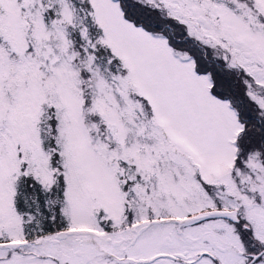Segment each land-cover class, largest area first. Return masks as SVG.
<instances>
[{
  "label": "snow or ice",
  "instance_id": "obj_1",
  "mask_svg": "<svg viewBox=\"0 0 264 264\" xmlns=\"http://www.w3.org/2000/svg\"><path fill=\"white\" fill-rule=\"evenodd\" d=\"M0 264H264V0H0Z\"/></svg>",
  "mask_w": 264,
  "mask_h": 264
}]
</instances>
